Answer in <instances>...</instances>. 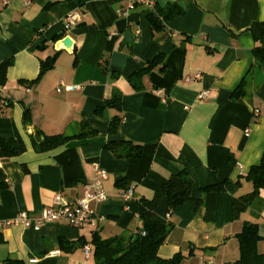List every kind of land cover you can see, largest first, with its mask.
<instances>
[{"label":"crops","instance_id":"1","mask_svg":"<svg viewBox=\"0 0 264 264\" xmlns=\"http://www.w3.org/2000/svg\"><path fill=\"white\" fill-rule=\"evenodd\" d=\"M124 2L0 0V62L12 61L0 84V137L18 134L25 143L22 154L0 156V182L6 183L0 190V262L95 264L93 236L135 234L144 211L139 198H151L181 170L190 176L191 195L200 196L201 205L194 209L186 202L168 216L166 198L159 200L157 214L173 223L158 247L160 257L180 252L185 256L180 264H233L239 255L235 235L246 220L257 223V250L264 252V208L258 218L249 210L231 217L233 198L251 190L244 175L264 151V63L247 74L255 45L247 28L264 21V0H154L152 6L139 4L127 13ZM174 2L182 14L153 30L147 15ZM74 10L80 11L81 20L64 32L63 18ZM63 32L74 40L71 52L54 49L63 36L54 38ZM110 32L116 34L108 38ZM158 53L164 71L154 67L135 89L130 78ZM53 55V68L37 83H21L34 79L40 60ZM103 59L108 60L107 71L101 68ZM243 77L258 82L250 101L230 96ZM63 85L77 88L65 90ZM114 91L121 94L124 121L110 135L112 112L99 116L93 110ZM201 92H206L202 99ZM78 119L87 121L97 135L47 152L33 150L29 135L34 128L57 134ZM119 139L140 143L141 156L119 159L104 147ZM95 163L107 171V178L105 199L92 203V223L76 228L49 221L34 230L14 220L21 211L36 215L57 194L63 203L75 202L95 177ZM116 175L132 187L131 198L121 196ZM225 179L230 182L223 191L200 192ZM259 195L264 198V189ZM59 238L82 239L85 244L64 252ZM85 245H91L88 257ZM55 250L58 255H46Z\"/></svg>","mask_w":264,"mask_h":264},{"label":"trees","instance_id":"2","mask_svg":"<svg viewBox=\"0 0 264 264\" xmlns=\"http://www.w3.org/2000/svg\"><path fill=\"white\" fill-rule=\"evenodd\" d=\"M183 9L176 3H168L164 7L157 8V14H148L147 18L151 23L152 29L157 30L164 27V24L171 19L181 15ZM253 36L255 45L252 48L254 61L252 67L247 71L255 73L264 63V21H254L247 28ZM64 32L54 39L62 37ZM56 56H48L40 60L37 76L31 80H21L24 85H33L51 68H53ZM11 60L0 62V84L4 82L6 69L11 65ZM159 66L160 71H164L165 63L163 55L158 53L145 68L136 73V76L130 78V83L135 89L142 87L141 77L154 67ZM103 71L108 69V60L103 59L101 63ZM258 82L249 83L244 77L239 84L232 90L230 96L232 99L244 97L251 100L252 86L255 87ZM111 111L107 125V133L113 135L117 132L119 126L124 121V115L121 110V94L114 91L112 96L106 99L103 104L97 105L94 115H105ZM23 123L29 124L28 113L25 110L23 114ZM97 135V130L92 128L89 123L83 119L73 121L69 127L57 134H45L39 128H34L29 135V139L35 152H47L56 149L73 140H85ZM116 158H138L142 153V145L130 140L119 139L110 140L104 144ZM25 151L23 139L15 134L10 138L0 137V156L15 157ZM245 180L251 185L248 193L234 197L232 201L231 217L236 219L239 215L249 210L253 218H258L261 210L264 208V198L259 195V191L264 189V151L257 164L251 165L244 175ZM230 180L225 179L218 183L201 187L200 192L223 191ZM192 180L187 171L181 170L176 174H171L162 184L161 188L154 193L151 198L141 197L139 200L144 206V211L140 214L139 219L141 226L135 234L116 235L108 238H102L95 234L91 240L92 257L95 264H180L185 257L182 253L177 252L171 257L163 258L157 254L158 247L166 240L173 223L168 218L160 217L156 208L159 200L165 197L167 200V214L171 215L173 210L186 203L191 202L194 209L201 205V197L191 195ZM115 186L124 191L128 187L124 177L115 176ZM6 187L5 182H0V190ZM239 255L233 264H264V252L257 250V243L261 236L258 232L257 223L246 220L242 227L235 235ZM3 235L0 231V244L3 243ZM59 247L64 252L71 251L76 244L84 245L82 239L69 241L59 238ZM16 260L6 258L0 264H14Z\"/></svg>","mask_w":264,"mask_h":264},{"label":"built area","instance_id":"3","mask_svg":"<svg viewBox=\"0 0 264 264\" xmlns=\"http://www.w3.org/2000/svg\"><path fill=\"white\" fill-rule=\"evenodd\" d=\"M142 4L146 6H152L154 0H125L123 12L127 13L129 10L134 9L135 6ZM81 20V14L79 10H74L65 15L63 18L62 26L63 31H68L75 26ZM116 32H110L108 38L115 35ZM193 77H199V74H195ZM186 80L190 77L186 76ZM65 90H71L77 88L76 85H63ZM60 89V85L57 90ZM160 94L161 90L156 89ZM206 92L198 94L200 99L204 98ZM95 177L86 186L85 192L73 203H63L60 195H54L52 202L42 207L36 215H30L25 211H21L14 219L16 222L22 223L24 226L32 227L34 230H38L45 222L49 221H63L66 224L79 228L87 223H92L94 218V211L92 209V203L99 202L105 199V190L103 187L104 180L107 178V171L101 167L98 163L94 164ZM132 187H128L124 190L121 196L124 199H129L133 196ZM85 256L88 257L91 251V245H85L83 247ZM59 254L58 250L48 252L47 256H56Z\"/></svg>","mask_w":264,"mask_h":264},{"label":"water","instance_id":"4","mask_svg":"<svg viewBox=\"0 0 264 264\" xmlns=\"http://www.w3.org/2000/svg\"><path fill=\"white\" fill-rule=\"evenodd\" d=\"M73 47H74V40L69 34H66L65 36L54 42L55 50L63 49L67 52H71Z\"/></svg>","mask_w":264,"mask_h":264}]
</instances>
